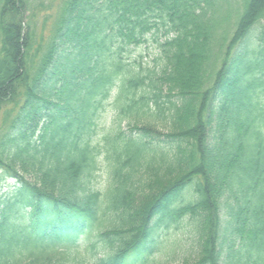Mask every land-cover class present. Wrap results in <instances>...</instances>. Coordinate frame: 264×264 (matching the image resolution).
<instances>
[{"label": "trees", "instance_id": "trees-1", "mask_svg": "<svg viewBox=\"0 0 264 264\" xmlns=\"http://www.w3.org/2000/svg\"><path fill=\"white\" fill-rule=\"evenodd\" d=\"M0 172V264H264V0H0Z\"/></svg>", "mask_w": 264, "mask_h": 264}, {"label": "rangeland", "instance_id": "rangeland-1", "mask_svg": "<svg viewBox=\"0 0 264 264\" xmlns=\"http://www.w3.org/2000/svg\"><path fill=\"white\" fill-rule=\"evenodd\" d=\"M102 121H108V117L106 115L103 116ZM15 187H17L14 179L10 178L7 175H2L0 172V195L4 196L6 193L12 191ZM193 248L188 244L187 240H183L180 245V248L174 253L173 257L168 260V264H187L192 257ZM164 260V259H162Z\"/></svg>", "mask_w": 264, "mask_h": 264}]
</instances>
